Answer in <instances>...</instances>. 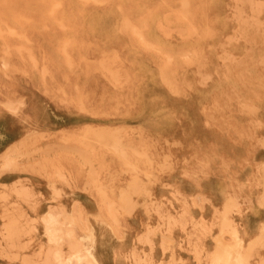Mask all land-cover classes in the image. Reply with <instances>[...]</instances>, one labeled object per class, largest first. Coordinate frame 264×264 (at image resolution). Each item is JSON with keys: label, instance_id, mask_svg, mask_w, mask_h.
<instances>
[{"label": "rangeland", "instance_id": "obj_1", "mask_svg": "<svg viewBox=\"0 0 264 264\" xmlns=\"http://www.w3.org/2000/svg\"><path fill=\"white\" fill-rule=\"evenodd\" d=\"M0 264H264V0H0Z\"/></svg>", "mask_w": 264, "mask_h": 264}, {"label": "bare ground", "instance_id": "obj_2", "mask_svg": "<svg viewBox=\"0 0 264 264\" xmlns=\"http://www.w3.org/2000/svg\"><path fill=\"white\" fill-rule=\"evenodd\" d=\"M88 237V236H87Z\"/></svg>", "mask_w": 264, "mask_h": 264}]
</instances>
